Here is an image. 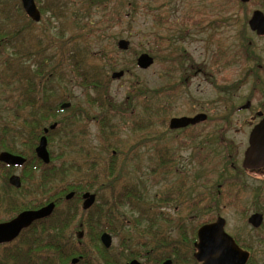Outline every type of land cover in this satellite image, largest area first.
Segmentation results:
<instances>
[{"label":"rangeland","instance_id":"obj_1","mask_svg":"<svg viewBox=\"0 0 264 264\" xmlns=\"http://www.w3.org/2000/svg\"><path fill=\"white\" fill-rule=\"evenodd\" d=\"M50 1H54L58 14L52 16L50 10L44 9L45 0L37 2L41 19L31 25L25 43L18 41L20 49L28 47L35 52L37 48L47 46L46 55L51 51L55 56L58 53L56 45L71 37L80 49L86 51V62L99 67L104 76L109 77L106 93L110 105L127 108L124 113H128L139 101L137 92L129 94L131 85L137 86L141 92L148 90L149 95L155 90L160 96V107L163 105L162 109L165 110L163 113L159 111L161 114L154 117L153 126L141 134L130 131V124L123 123L121 115L113 116L120 126L116 142L122 153L119 152L118 161L128 166L126 172L132 178L137 179L141 174L139 179L141 189L146 191V199L154 206L158 203L165 216L161 219L157 215L154 217L151 232L160 228L172 232L171 235L175 237L176 219H186L185 228L191 231L198 225V220L222 216L226 220L227 231L235 235L241 228L248 206L251 207L252 185L250 177L238 172L241 147L236 146V142L242 139L244 128L239 131V125H235L237 115L228 116L231 125L227 127L231 129L225 134L226 125L220 123V101L225 94L231 93L227 104L233 106L232 93L238 88V74L247 73L251 67L255 68L256 63L264 65V36L256 35L247 23L254 10L264 14V0H142L140 3L135 0ZM99 1V6H94ZM19 3V0H0V11L9 15L5 20L6 17L0 12V33L11 35L12 30L23 25ZM48 17L49 25H45L44 20ZM121 39L128 41L126 50L117 47ZM142 53L153 58V63L147 68L137 66V58ZM107 57H113L116 62L112 63ZM170 60L172 65L169 64ZM114 71H123V75L113 79L111 74ZM248 82L245 80L242 90L245 93L250 87ZM52 85L55 99L60 101L63 97V102L71 103L70 107H81L88 114V119L84 120L87 122L84 141L88 148L106 158L109 153L102 148L97 119L93 117L99 113L98 108H89L84 89L77 84L72 70L68 66H60ZM2 89L0 83V132L8 121L21 125L12 117L13 112L7 109L9 106L5 97L9 93ZM198 113L206 114V119L199 124L175 130L168 128V121L172 117ZM159 120H163L162 125ZM50 124L48 122L42 127ZM30 136L36 148L39 133H30ZM12 137L11 133L5 134L2 140L6 143ZM48 137L49 154L50 149L57 153L59 147L56 143L50 145ZM222 139L226 145H222ZM24 141H17V151L29 154L31 152L25 144L27 141ZM1 146L0 143V151L3 150ZM135 146L138 147L133 148ZM153 147H158L167 154L166 157L172 159L165 172L162 165L157 166L155 172L151 171L156 165ZM131 159L139 163L140 172L129 166L128 160ZM6 172L19 175L22 168H9ZM34 173L37 174V171ZM4 182L0 178V185H5ZM242 184L246 187H243V200H239ZM172 196H175L174 200ZM118 209L127 218L133 215L127 205H121ZM10 215L2 213L0 218L6 219ZM83 215L78 211L73 233L85 227H79ZM172 218L174 222H168ZM188 218H192L189 223ZM141 223H147L145 220L140 222L144 232L145 226ZM124 232H129V229ZM141 235L139 242L146 234ZM82 241L87 243L88 239L84 237ZM129 244L130 250L143 252L134 241ZM121 247L120 238L112 236L110 253L119 252ZM97 248H102L100 242ZM93 256H96V252ZM138 259L139 254L122 258L119 264Z\"/></svg>","mask_w":264,"mask_h":264},{"label":"trees","instance_id":"obj_2","mask_svg":"<svg viewBox=\"0 0 264 264\" xmlns=\"http://www.w3.org/2000/svg\"><path fill=\"white\" fill-rule=\"evenodd\" d=\"M36 1L42 3V0ZM45 1L44 9L50 10L52 16H56L59 11L54 1ZM135 1L142 2V0ZM99 3L101 1L94 6H99ZM44 21L45 25H49V17ZM10 42H13L12 38ZM7 46L0 50L2 67L0 83L9 93L5 97L8 101L6 104L9 106L7 109L13 112L12 117L21 125L13 121L5 123L0 132L2 143L4 142L2 137L11 133L18 140L27 141L25 144L27 143V148L30 150L34 146L30 133H40L42 126L48 122L51 124L56 122V127L49 130L48 138L50 145L56 143L59 149L57 153L50 149V161L46 164L34 155L31 156L33 151L31 154L17 151L16 146L13 151L10 146L1 143V148L26 157L22 166V184L15 190L18 193V200L13 210L19 212L30 208L32 203L38 201L54 202L55 206L48 217L23 230L12 243L0 246V264H39V259L43 261V264H70L72 257L79 254L86 256L87 253L91 255L93 250L100 253L103 264H108V251L103 247L97 248L98 235L101 231H108L120 238L122 247L119 252L110 253V264H119L122 258L136 257L137 251L130 250L129 243L134 241L140 246L141 242L138 239L142 237L141 234L151 232L155 217L152 212L154 206L150 208L151 201L146 199V191L141 189L139 179L141 174L137 173V179L132 178L126 172L128 166L118 161V154L122 153L116 142L120 126L115 123L113 116L121 115L123 123L130 124L128 125L130 131L141 134L153 126L154 117L161 114L159 111L163 113L165 110L162 109L163 105L160 107L159 94L154 90L149 95L148 90L141 92L137 86L131 85L129 94L137 92L139 101L131 107L128 113H124L127 108L114 107L112 103L110 105L106 93L109 77L104 76L99 67L96 68L86 62V51L80 49L71 37L56 45L58 53L55 56L51 51L48 52L49 55H46L49 47L44 46L37 48L33 54L25 52L19 57L11 50L12 44L8 43ZM107 58L113 61L112 63L116 62L113 57ZM169 64L172 65L173 62L170 60ZM62 65L72 70L77 84L84 89L89 108H98L99 113L93 117L97 119L102 148L109 153L106 158H102L98 151L88 148L84 141L87 134V122L84 120L89 117L85 110L75 105L61 109L60 104L63 103V97L60 101L54 97L56 93L52 83L57 78L59 67ZM3 109L6 108L3 107ZM162 122L163 120H159L161 125ZM136 147L138 146L133 148ZM153 148L156 165L151 171L155 172L157 166L162 165L163 172H165L168 166L170 167L172 159L166 157L167 154L158 150V147ZM128 161L130 167L140 172L139 163L136 160ZM38 169L41 172L35 174L34 172ZM70 190L75 192V196L67 200L64 195ZM82 191H94L96 193L95 203L110 202V208L104 209L96 203L92 208L99 210L97 214L84 213L82 216L84 226L88 230L85 234L88 239L87 243L77 239L72 232V229L76 228L74 221L78 209L69 206L71 203L80 201ZM43 197L47 200L43 201ZM171 198L174 200L175 196ZM121 205L129 206L133 215L125 217L118 209ZM128 219L130 222H126ZM143 219L147 223L146 225L141 223L145 226L144 232L140 228V220ZM128 229L129 232H124ZM134 233L136 235H132ZM91 234H95L96 237L91 239ZM44 260L47 262L44 263Z\"/></svg>","mask_w":264,"mask_h":264},{"label":"flooded vegetation","instance_id":"obj_3","mask_svg":"<svg viewBox=\"0 0 264 264\" xmlns=\"http://www.w3.org/2000/svg\"><path fill=\"white\" fill-rule=\"evenodd\" d=\"M19 1H20L19 6L21 9L19 10V13L21 12L20 15L24 23L23 25H18V27H16L14 31L12 30L11 35L0 33V50L7 48L8 43H10L12 44L11 50L13 51V53L14 54L17 53L16 56L20 57V55H24L25 52H30L33 54L32 49L30 50L28 47H25V49L24 47L20 49L17 46V43L18 41H21V40L22 42L25 43V37L28 36V34L31 32V29H30L31 25L34 24L35 21H33L31 18L27 16L25 11L23 10L21 0ZM34 1L35 3H37L36 0ZM2 14H4V16L6 17L5 20H7L9 15L7 16L4 12H2ZM253 32L260 37L264 36V34L259 35L257 34V32L255 31ZM11 38L13 39L12 43L10 42ZM16 60L18 61V59ZM254 66L255 68L251 67L247 73L238 74L236 78V82H239L238 88H236L234 92L232 93L234 96L233 103L235 104H233V106L232 104L231 105L227 104L229 103V98L232 97L230 96L231 93H228V95L225 94L222 101H220V103L222 102L221 103L222 104V115H221L220 123L221 125H226L224 129L225 134H227L229 130L231 129L227 127V125H231L229 122L230 118L228 116L232 117L233 115H237V117L234 118L235 125H239L238 127L239 131L244 128V132H242L243 134L242 139L236 142V146L241 147L240 148L241 149L240 159H239L240 165L238 166V172L239 174L241 173V175L243 176L245 175L246 177H250L252 186H251L250 203H249L251 207L248 206V209L246 211V216H244L242 219L240 230L237 233H235V235L230 234L226 229V224H227L226 220L222 216H208L201 221L198 220V225L195 228L193 227L191 231H190V228H185V226L187 225L185 223L186 219H176L177 221L176 231L177 232H175V237L171 235L172 232L170 231L168 232L167 230H164V229L161 230L160 228H158V230L154 233L150 232L149 234L145 235L147 239L144 237V239L141 241L142 244L140 243V247L143 249L142 250L143 252H139V251L136 252V254L139 252L138 254L140 255V259H138L140 263L137 261L138 264H200V262H198L197 259L195 258V254L199 251V248L197 247V243L199 242L198 233H197L198 229L205 224H211V223L216 222L218 218H222L224 220V224H223L224 232H226L234 240L235 244L238 246L239 249H241L244 252H247L248 257L244 264H264V129L258 128V124L264 119V65L256 63ZM245 80L247 81L249 80L248 85H250V87L247 89L248 90L247 93H245V91H242L244 89ZM243 115H246V116H243ZM197 124H199V122L192 124V125H188V126H193ZM44 128L46 127H42V131L39 133V139L44 134ZM170 130H175V129H170ZM254 131L257 132L256 133L257 136L255 135V137L257 138L258 146L254 148L253 159H256V161L258 160L261 163L259 162L255 166L253 165L252 167H248V166H245L244 164L245 153L251 145L250 139ZM47 134L48 132L46 133V137L48 136ZM17 141H18L17 137L15 138L12 137L9 142H6V143L3 142V143L5 145L10 146V149L14 151L15 146L17 147L18 145ZM221 141H222L221 142L222 145L227 144L223 139ZM0 143H2L1 139H0ZM2 151H7L11 154L23 156L22 154L15 153L8 149H3L0 151V153ZM29 151L31 153L32 151L34 152L33 154L30 153L31 156L34 155L35 157H37L35 153V146H33V148L30 149ZM23 157L26 160V157L25 156ZM22 166L23 164L21 166L10 165V164L0 161V175L2 176L0 178L6 181L4 182L5 185H0V216L2 213L11 214L6 219L0 218V223L11 220L21 211L30 210V209L32 210L38 209L49 203V202L42 203L38 201V202L32 203L30 208L23 209L19 212L16 210H13V207L16 205V202L18 200V193L15 190L18 189L19 187H15L14 185L10 183L9 179L11 175H14V173L12 174V173L6 172V169L22 168ZM36 171L37 173L41 172L39 169ZM18 176L20 177V182L22 184V179H23L22 173H20ZM243 187H246V185L242 184L241 186V189H240L241 192L239 191V200H243V196H242ZM70 192H72L73 195L67 199L66 195ZM86 192L93 193L95 195V200H96L95 192L82 191L80 194V201L78 203H71L70 205L69 204L68 205L75 207L81 213H85L88 215L97 214L99 210L92 208V206H94L97 203V202L95 203V201L90 207L83 208V201H84L83 194ZM68 193L64 195V198L67 200L72 199L75 196V192L73 190H70ZM46 200L47 198L43 197V201H46ZM97 206L103 207L104 209L110 208V202L109 203L98 202ZM153 206H154L153 204H150L151 209ZM154 208L155 210H153L152 212H154L155 217L157 215L159 216L160 219L161 217L165 218L164 213L162 212V208L158 203L156 204V206H154ZM42 219H38L32 222L28 227L22 229L20 233L23 230L28 229L29 227L33 226L38 221H41ZM189 219L190 218L187 219L188 223H189ZM190 220H192V218ZM126 222H130V220L128 219L126 220ZM168 222H174L173 218L170 219ZM83 225H84V221L81 220L79 223V227ZM80 232L82 233L81 237L78 236ZM87 232L88 230L85 227L79 230L77 229L74 230L75 237L80 240L84 239L85 234ZM104 232L108 233L110 236L111 235L114 236L108 231H101V233L98 235V239L100 243H101L100 237L102 233ZM20 233L18 234V236L20 235ZM112 236H111V240H112ZM17 237H15L13 240L9 242L1 243L0 246L12 243ZM95 237H96L95 234L90 235L91 239H94ZM102 247L108 251L107 252V255H108L107 262L108 264H110V251L109 250L111 246L109 248H105L102 244ZM208 250L209 251H207V254L209 256H215L214 255L215 248H213V246H211V248H209ZM94 252H96L95 257L93 256ZM88 254L89 253H87L86 256L79 254L77 256L72 257L70 259V264H103L104 263L98 251L93 250L92 255L90 254L88 255ZM261 255L263 256L262 259L260 258ZM73 259H77V261L72 262ZM255 260L257 261L255 262ZM45 262L47 261L44 260V263ZM38 263L43 264V261L39 259ZM126 264H130V261H128Z\"/></svg>","mask_w":264,"mask_h":264},{"label":"water","instance_id":"obj_4","mask_svg":"<svg viewBox=\"0 0 264 264\" xmlns=\"http://www.w3.org/2000/svg\"><path fill=\"white\" fill-rule=\"evenodd\" d=\"M240 2H247L249 0H239ZM23 10L29 18L33 21L38 22L41 18L40 11L34 0H21ZM248 26L250 30L257 32L259 35L264 34V14L260 10H254L250 19L248 20ZM117 47L122 50L128 48V41L121 39L117 42ZM153 63V58L146 53H142L137 58V66L139 68H147ZM123 75V71H114L111 77L119 78ZM70 102H64L60 105V108L70 107ZM206 119V114L198 113L194 116H180L172 117L168 121L169 129H178L192 125ZM56 123H52L48 127L44 128V134L40 137L39 143L35 148L36 156L43 162L49 163L50 156L47 150V138L46 133L48 130L55 128ZM258 128L264 129V119L258 124ZM256 131L250 139V147L245 153V166L252 167L257 165L260 161L253 159L254 148L258 146L257 138L255 137ZM259 133V132H258ZM257 136V135H256ZM255 137V138H254ZM0 161L5 162L10 165H22L25 162V158L21 155L11 154L7 151H2L0 153ZM261 163V162H260ZM10 183L15 187H20V177L18 175H11L9 179ZM73 195L72 192L66 195V198H70ZM83 208L90 207L95 201V195L93 193L86 192L83 194ZM54 202H49L48 204L38 208L24 210L18 213L14 218L7 222L0 223V244L9 242L18 236L20 231L28 227L32 222L48 217L53 209ZM224 220L218 218V220L211 224H205L198 229L199 242L197 247L199 251L195 254V258L200 264H244L247 260V252L242 251L235 244L234 240L223 230ZM81 232L78 234L81 237ZM101 243L105 248L111 246L112 240L111 236L104 232L100 237ZM215 248L214 255L209 256L207 254L208 249ZM77 259H73L72 262H76ZM130 264H138L136 260H132Z\"/></svg>","mask_w":264,"mask_h":264}]
</instances>
